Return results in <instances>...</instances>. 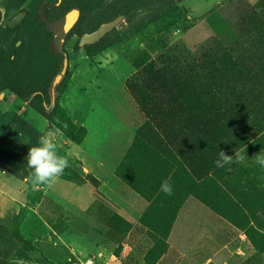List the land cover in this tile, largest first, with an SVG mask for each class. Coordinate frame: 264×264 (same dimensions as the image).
Returning <instances> with one entry per match:
<instances>
[{
	"label": "rangeland",
	"instance_id": "obj_1",
	"mask_svg": "<svg viewBox=\"0 0 264 264\" xmlns=\"http://www.w3.org/2000/svg\"><path fill=\"white\" fill-rule=\"evenodd\" d=\"M33 1L22 8L34 11ZM39 1L41 8L52 5L49 22L75 7L81 16L63 48L69 75L56 98L64 113L48 120L24 96L32 74L43 86L51 84L64 55L29 54L44 26L30 16L35 29H10L20 9L0 0V264H264V168L256 163L264 150V75L244 89L242 103L228 108L225 101L226 113L201 127L181 119L180 97L172 99L159 82L147 84L135 67L150 59L157 66L196 64L212 46L234 42L238 68L264 62V0ZM119 16L122 21L88 55L81 36ZM111 112L123 132H131L126 140L132 146L123 148L111 172L88 173L80 159L90 151L87 133L76 143L84 135L71 128L69 136L59 126L70 119L84 127L72 119L83 116L94 131L96 115L110 121ZM20 121V140H12ZM44 133L55 136L70 167L52 187L33 188L26 157ZM243 144L249 146L242 165L213 175L208 149L233 151ZM165 180L170 196L160 190ZM178 243L190 252L184 255Z\"/></svg>",
	"mask_w": 264,
	"mask_h": 264
},
{
	"label": "trees",
	"instance_id": "obj_2",
	"mask_svg": "<svg viewBox=\"0 0 264 264\" xmlns=\"http://www.w3.org/2000/svg\"><path fill=\"white\" fill-rule=\"evenodd\" d=\"M25 1L26 0H8V2H10L8 8H17ZM41 4V1L34 0L31 3L34 11L30 12L29 16L36 18V21L44 26L45 21L41 14L43 8H41ZM130 9L131 7L127 9V12ZM51 11L52 10L48 7L45 9L46 18ZM34 12L35 15H32ZM254 13L256 14L257 12ZM43 32V38L47 44L46 51L52 53L51 44L48 45L49 41L52 39V33L46 28H44ZM97 45L98 43L88 46V55L96 51ZM232 45L233 46L229 48L219 47L218 45L212 46L213 49H210L209 52L205 51L201 54L202 56L200 59H197L196 64H191L186 62V60L169 64L160 61L159 66H157L155 63L156 60L150 59L145 63H135V67L137 72L141 70L142 75H145L144 80L147 84L159 82L163 90L169 94L172 99H176V97L181 98L182 102L178 113L181 115V119L184 122H198L201 127H205V125H208L215 117L226 113L228 109L222 108L225 101H229L227 104L228 108L234 106V104L238 102L242 103L240 99L243 97L242 93L244 89L249 83L257 81L260 75H264V62H259L252 67H245L244 70L241 69V67L238 68L236 61L237 57H235L234 54L238 44L234 42ZM61 55L63 56V54ZM245 70L249 71L247 76L243 73ZM68 75L69 73L66 71L65 76ZM32 78L34 81L30 83L28 92L26 96H24L25 98H30L31 106L48 120L64 113L59 103V98H56L54 101L52 100L49 92L50 82L46 86H43L42 80L39 79L38 76L32 74ZM15 86V84L8 85L17 95L23 96ZM224 120L230 121L231 119L224 118ZM151 123L154 125L153 120H151ZM24 124L23 121H20V127L15 130L11 137L12 140H20L21 133L25 127ZM59 127L69 136H74V134L69 132L71 128L75 129V131L81 135H84L81 140L76 138V143H81L87 133L84 127H77L70 119H68V125H60ZM262 134L264 135V129ZM2 144H6L5 141H2ZM13 145L15 149L17 143L13 142ZM248 146L249 144H243L233 151H225L224 149L218 150L214 147H210L208 149V156L211 157L212 155V163H208V166L212 168V174L215 175L219 171H226L228 167L232 169L235 165H242L239 163L240 160H238V158H233L231 164H227L224 167H217L215 162L219 159V151H224L227 155L232 157H238L248 152ZM251 154H253L254 157L255 153L252 152ZM260 154L264 155V150H262ZM253 157H251L249 161H252Z\"/></svg>",
	"mask_w": 264,
	"mask_h": 264
},
{
	"label": "crops",
	"instance_id": "obj_3",
	"mask_svg": "<svg viewBox=\"0 0 264 264\" xmlns=\"http://www.w3.org/2000/svg\"><path fill=\"white\" fill-rule=\"evenodd\" d=\"M109 108V107H108ZM107 108V110H108ZM105 112V111H104ZM98 113V112H97ZM105 113L103 114H98L96 115L95 119V130L93 131L90 126L85 122V117L83 118V116H81V118L83 119V121L79 120V118H72L75 122H80L82 123V125H84V127L86 128L87 132V136H86V141L88 139L91 140V146H90V151H85L84 154L82 155V157L80 158L83 161L84 164V170L88 173H92L95 175H104L106 174L109 170V172H111V170L114 168L116 162L118 159L121 158L122 154L121 151L123 150V148L126 147L127 145V149L129 150L130 147L132 146L128 144L127 139V131L126 133L123 132L122 129V122L121 120H119V117H116L115 114H113L111 112V115H113L110 118V121H104L102 119V117L104 116ZM68 115L71 116L70 111H68ZM104 119H106L105 117H103ZM102 119V120H101ZM105 124L110 125V129H106L104 126ZM126 125H128V123H126ZM135 126V125H134ZM96 134V138L93 139L92 141V136H94V133ZM131 134V132H130ZM111 137V138H110ZM85 142V140H84ZM127 150V152H128ZM124 158V156H123ZM122 158V160H123ZM122 160L119 162V164L117 165L116 169H115V173L116 170L119 168V166L122 164ZM193 199H189L186 202V205L189 203V201H192ZM186 206H184L185 208ZM182 209V212L185 209ZM185 217V216H184ZM181 218V216H180ZM180 221V220H179ZM177 222V224L179 223H185V219L182 222ZM174 226V229L172 231V236L174 235V230L177 226ZM183 225V224H181ZM172 236H170V242L172 239ZM177 245V243H176ZM178 249L181 250L182 252H184V255L187 254V252H190V249L187 250L186 247H184L183 249L180 248L179 243H178Z\"/></svg>",
	"mask_w": 264,
	"mask_h": 264
},
{
	"label": "clouds",
	"instance_id": "obj_4",
	"mask_svg": "<svg viewBox=\"0 0 264 264\" xmlns=\"http://www.w3.org/2000/svg\"><path fill=\"white\" fill-rule=\"evenodd\" d=\"M244 156H238L243 161ZM27 166L31 169L30 175L26 178L33 188L52 187L63 176L65 170L70 167L67 156L60 154L55 142V136L44 133L38 138V143L29 148L26 157ZM233 162V157L224 151H219V159L216 160L217 167H224ZM256 163L264 167V155H256ZM160 190L166 195H172L173 189L169 181L161 183Z\"/></svg>",
	"mask_w": 264,
	"mask_h": 264
},
{
	"label": "water",
	"instance_id": "obj_5",
	"mask_svg": "<svg viewBox=\"0 0 264 264\" xmlns=\"http://www.w3.org/2000/svg\"><path fill=\"white\" fill-rule=\"evenodd\" d=\"M61 0L58 1L57 4H59ZM48 6L52 5H45L42 8V18L45 21L47 25V29L53 33V40L51 42V50L54 53L57 54H63L64 55V63L61 67V70L59 73L53 78L50 87L49 92L52 97V100L54 101L56 99V91L57 87L60 84L61 80L65 77V73L67 71V64H68V58L64 51V44L66 41V37L68 33L72 30V28L77 24L81 10L78 7L73 8L72 10L68 11L63 17L60 19L49 22L47 21V18L45 16V9ZM24 13H22V16ZM20 17L17 19H14L12 21L11 26H14L16 23H18ZM123 16H119L116 19L105 22L99 26V28L91 33H86L82 36L80 41V46L84 45H91L96 42H98L100 39H102L107 33L111 32L117 25L122 21Z\"/></svg>",
	"mask_w": 264,
	"mask_h": 264
},
{
	"label": "flooded vegetation",
	"instance_id": "obj_6",
	"mask_svg": "<svg viewBox=\"0 0 264 264\" xmlns=\"http://www.w3.org/2000/svg\"><path fill=\"white\" fill-rule=\"evenodd\" d=\"M26 2V1H25ZM25 2H23V4L25 3ZM10 4V2H8V5ZM23 4H21L19 7H17V8H12V9H20L18 12H16V14L11 18V20H10V22H9V27H10V29H16L19 25H27L28 26V29L29 30H33V29H35V25L37 24L36 23V21L35 20H33L32 18H30V16H29V12L27 11V10H25V9H23L22 7H23ZM40 11H41V9H40ZM22 13H24V15L22 16ZM65 15V14H64ZM63 15V16H64ZM62 16V17H63ZM80 16H81V14H80ZM18 17H20V19H19V21H18V23H16L14 26H11V24H12V21L14 20V19H17ZM61 18V17H60ZM59 18V19H60ZM58 20V19H57ZM78 23V22H77ZM103 24V23H102ZM44 28H46L47 29V25H46V23H44ZM74 28V27H73ZM72 28V29H73ZM99 28V27H98ZM48 30V29H47ZM97 30V29H96ZM72 31V30H71ZM71 31L68 33V35H67V37L68 36H70V33H71ZM95 31V30H94ZM93 32V31H92ZM52 33V32H51ZM89 33H91V32H89ZM84 34H86V33H84ZM83 34V35H84ZM31 35H34V31H31ZM82 35V36H83ZM30 36V35H29ZM82 36H81V38H82ZM67 37H66V39H67ZM105 37V36H104ZM52 40H53V33H52V39L49 41V44L48 45H50L51 44V42H52ZM101 40V39H100ZM99 40V41H100ZM80 41H81V39H80ZM98 41V42H99ZM97 43V42H96ZM96 43H94V44H96ZM80 44V43H79ZM46 42L44 41V38L42 39L41 37L39 38V41H38V43H33L31 46H29L28 48H27V52L29 53V54H33V52L34 53H37V54H44V53H46L47 51H46ZM91 45H93V44H91ZM89 46V45H88ZM1 54H5V51H3V49H1ZM14 54V53H13ZM13 56V55H12Z\"/></svg>",
	"mask_w": 264,
	"mask_h": 264
}]
</instances>
